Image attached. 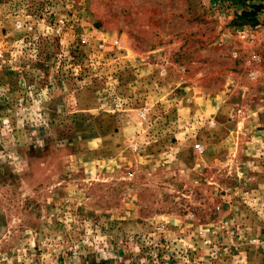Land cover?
<instances>
[{
  "label": "rangeland",
  "instance_id": "rangeland-1",
  "mask_svg": "<svg viewBox=\"0 0 264 264\" xmlns=\"http://www.w3.org/2000/svg\"><path fill=\"white\" fill-rule=\"evenodd\" d=\"M185 250L264 264V0H0V264Z\"/></svg>",
  "mask_w": 264,
  "mask_h": 264
},
{
  "label": "built area",
  "instance_id": "built-area-1",
  "mask_svg": "<svg viewBox=\"0 0 264 264\" xmlns=\"http://www.w3.org/2000/svg\"><path fill=\"white\" fill-rule=\"evenodd\" d=\"M243 37L246 36V34H242ZM203 145L200 144V143H197L195 145V150L198 152V153H202L203 152ZM218 209V208H217ZM212 234H210V236L208 234H206V232L204 230H201L199 229L198 231H196V234L194 236V238L196 239V242H201L203 243L204 245H207L208 248H209V257L210 258H214L218 255V251L213 248V243H212ZM165 251H166V248H165ZM189 252L188 250H185L183 252H180V253H176L172 256L173 260H172V263L171 264H192L191 262V259H190V255H189ZM173 253V252H171ZM162 254H164V252H162Z\"/></svg>",
  "mask_w": 264,
  "mask_h": 264
},
{
  "label": "trees",
  "instance_id": "trees-1",
  "mask_svg": "<svg viewBox=\"0 0 264 264\" xmlns=\"http://www.w3.org/2000/svg\"><path fill=\"white\" fill-rule=\"evenodd\" d=\"M237 2H238V0H237ZM259 9L260 8H258L257 6L252 5L248 12L247 11H244V12H245L246 16H250V17L253 18V17H255V15H256V13L258 12Z\"/></svg>",
  "mask_w": 264,
  "mask_h": 264
}]
</instances>
